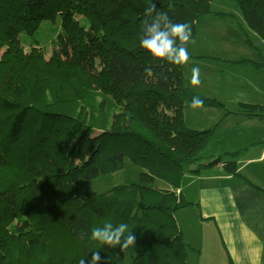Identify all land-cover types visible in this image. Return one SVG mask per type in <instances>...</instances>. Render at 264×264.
<instances>
[{"label": "trees", "instance_id": "obj_1", "mask_svg": "<svg viewBox=\"0 0 264 264\" xmlns=\"http://www.w3.org/2000/svg\"><path fill=\"white\" fill-rule=\"evenodd\" d=\"M235 1L264 40V0ZM212 2L0 0V264H79L94 252L100 264H188L192 248L176 219L196 205L178 192L186 168L236 173L238 154L202 164L214 130L190 129L184 106L194 96L224 106L187 86L184 64L154 58L140 39L144 10L155 4L191 25V42L205 16H229ZM43 39L55 46L49 59ZM229 115L264 121V106ZM127 160L143 170L139 183L76 187ZM108 222L127 223L135 245L123 252L91 241L92 228Z\"/></svg>", "mask_w": 264, "mask_h": 264}, {"label": "rangeland", "instance_id": "obj_2", "mask_svg": "<svg viewBox=\"0 0 264 264\" xmlns=\"http://www.w3.org/2000/svg\"><path fill=\"white\" fill-rule=\"evenodd\" d=\"M211 10L229 16L211 14L200 21L195 43L190 42L187 46L188 55L194 58L187 61L182 68L188 87L206 97L217 99L224 106L192 108L191 103L184 106L185 121L189 128L203 131L208 127L214 130L208 149L203 154L205 163L211 158L210 153L237 147L233 145L236 144L238 136L242 134L244 140L248 133L244 126H264V121L256 118L246 119L244 122L236 119V116L229 115L230 117L225 118L227 112H238L241 104L264 106V40L248 26L237 1L213 0ZM51 27H60V19ZM52 32L53 29L48 27L44 35L49 36ZM41 46L45 49L47 58H51L55 49L54 43L43 39ZM26 48L30 50L29 44ZM198 56L204 58H196ZM193 67H199L200 70L198 85L191 84ZM192 169L193 167L186 168V178L182 183L188 200L199 202L203 195L202 209L205 216L220 210L227 211L228 215L230 194L221 191L223 186L216 184L212 186L214 191L202 192L203 183L191 177ZM142 172L143 170L127 160L118 172L91 181L81 180L76 187L82 192L103 193L118 185L139 183ZM156 186L163 185L158 181Z\"/></svg>", "mask_w": 264, "mask_h": 264}, {"label": "crops", "instance_id": "obj_3", "mask_svg": "<svg viewBox=\"0 0 264 264\" xmlns=\"http://www.w3.org/2000/svg\"><path fill=\"white\" fill-rule=\"evenodd\" d=\"M236 119L246 121L237 116ZM244 127L248 133L244 140L242 134L238 136L233 145L237 147L210 153L214 157L237 153L236 173H229L220 164L206 167L200 173L192 172L191 176L203 183L204 193L214 191L215 184L223 186L221 191L230 194L228 215L227 211L220 210L205 216L203 195L195 202L188 200L182 187L178 191L183 192L187 201L196 204L176 215L184 240L192 248L187 254L188 264H264V126ZM209 162L202 164L207 166Z\"/></svg>", "mask_w": 264, "mask_h": 264}, {"label": "clouds", "instance_id": "obj_4", "mask_svg": "<svg viewBox=\"0 0 264 264\" xmlns=\"http://www.w3.org/2000/svg\"><path fill=\"white\" fill-rule=\"evenodd\" d=\"M145 19L142 21V36L140 46L149 52L154 58L164 60L176 65L185 64L188 59L187 44L192 37L191 25L187 23H173L168 14L157 11L156 5L152 4L144 10ZM177 41L179 43L177 44ZM195 43L194 40H191ZM150 73V69H146ZM191 84L198 85L199 67L192 68ZM203 106V100L198 96L192 99L191 107L199 108ZM129 225L121 222L118 225L108 222L103 227H93L91 230V241H99L103 245L110 247L119 246L121 251H126L134 246L136 237L134 233L128 232ZM101 256L99 252L92 253L90 259H81L79 264H100Z\"/></svg>", "mask_w": 264, "mask_h": 264}]
</instances>
